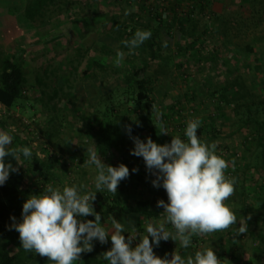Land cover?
<instances>
[{
  "label": "rangeland",
  "instance_id": "obj_1",
  "mask_svg": "<svg viewBox=\"0 0 264 264\" xmlns=\"http://www.w3.org/2000/svg\"><path fill=\"white\" fill-rule=\"evenodd\" d=\"M69 1L72 5L66 7L68 11L64 8L60 12L58 6L53 7L48 22L32 28L23 16L9 7V0H0V52L24 65L28 71L24 97L10 110L0 106V116L9 129H14L13 133L29 146L35 144L43 157L48 155L49 171L43 176L27 172L35 195L42 193L49 184L54 187H62L64 183L69 186L86 184L88 190L95 189V166L86 165V149L92 147L106 165L115 167L123 163L129 168L131 183L122 180L117 190L122 189L125 200L132 202L142 197L137 184L148 196L144 161L130 154L134 148L133 140L127 141L123 148L115 145L111 130L117 124L119 114L129 113L136 119L143 111L140 108L132 110L126 104L124 68L115 65L103 52L104 47L112 50L119 47V42L109 34L110 17L115 13L120 15L121 21H126L130 13H139L145 20L164 10L165 14H161L170 21L175 15L185 16L193 0ZM196 1L202 3V0ZM208 1L211 2L204 9L195 11L196 24L186 26L195 30L194 38L187 32L183 41L177 25L170 35L161 31V39L167 41V47L157 64L150 68L155 77L154 97L157 99L154 126L159 145H163L170 143L172 136L179 135L184 139L186 121L190 119L198 117L201 125L209 122L214 125L203 133L202 140L217 143L216 154L223 156L229 164L225 175L237 179L234 193L224 201L234 211L237 225L193 237V246L186 250L171 239L161 241L159 247H154V252L161 258L167 253L170 259L177 247L184 256L202 247H212L220 264H264V212L253 210L264 203V141L257 140L253 129L239 124L233 106L215 100L219 99V94L214 95L225 81L236 78L246 82L248 88L258 94L264 93V0ZM126 9L134 11L124 15ZM86 22L88 29L84 26ZM127 25L132 26L130 22ZM77 48L83 56H78ZM94 61L114 67L118 71L115 79L103 82L102 72L98 77L84 78L82 71L93 67ZM48 67L53 72L61 69L66 74H73L70 87L63 78L54 80L52 77V81H58L66 89L51 102L49 97L54 94V89L45 78ZM37 81H46L48 87L39 86ZM60 99L65 101V106ZM161 125L169 134L160 133ZM139 138L146 140L148 136L144 133ZM21 162L28 169V159L21 156ZM133 168L138 171L133 173ZM160 197L167 202L166 192ZM112 217L125 223L131 232L130 219L123 220V216L118 215ZM145 221L154 220L139 217L134 221L136 226L132 223L141 235L146 234ZM240 221L247 224L248 231L236 236L235 228L240 226ZM101 224L111 228L107 216H101ZM138 240L139 237L133 246ZM110 248L109 240L101 246V258ZM35 256V260H42L43 264H52L48 257ZM102 261L106 264L103 258Z\"/></svg>",
  "mask_w": 264,
  "mask_h": 264
},
{
  "label": "clouds",
  "instance_id": "obj_2",
  "mask_svg": "<svg viewBox=\"0 0 264 264\" xmlns=\"http://www.w3.org/2000/svg\"><path fill=\"white\" fill-rule=\"evenodd\" d=\"M130 11L126 9L124 15ZM152 36L151 31L137 29L132 38L122 43L129 49V54ZM167 47V41L162 44ZM116 65L119 66L124 53L117 50ZM154 107V106H153ZM201 126L200 118L186 121L182 139L172 136L170 143L159 145L148 137L142 140L132 136L131 126H127V134L133 140L134 148L130 154L142 157L146 169L155 176L151 181L156 188H163L167 194V202L159 200L157 207L164 212L159 220L145 221V235L137 233L132 226L131 232L125 223L117 221L111 215V228L101 224V214L95 211L94 201L97 192L117 193L122 180L129 177V168L123 163L110 166L103 163L92 147L86 149L88 159L86 165H94L96 175L94 188L88 190L86 184L64 183L62 187L47 185L39 195H30L22 205L21 220L11 217L9 230L19 233L22 248L42 257H48L52 264H73L81 253L93 251V242L107 244L111 241L110 250L102 254L106 264H220L212 247H202L192 254L182 255L177 248L188 249L193 246V237H203L211 233L229 229L237 225V217L226 201L235 191L237 179L225 175L228 162L216 154L217 143H206L197 135ZM14 129H0V186L9 179L11 173L18 169L13 167L6 157H11L18 165L21 156L31 159L35 144L13 149ZM160 133L169 134L161 125ZM137 168L132 172L136 173ZM93 216L94 220L84 217ZM235 228V235L240 236L248 231L244 221ZM128 233L127 238L124 233ZM138 242L133 246V242ZM177 242L178 247L169 259L157 256L154 247L161 241Z\"/></svg>",
  "mask_w": 264,
  "mask_h": 264
},
{
  "label": "trees",
  "instance_id": "obj_3",
  "mask_svg": "<svg viewBox=\"0 0 264 264\" xmlns=\"http://www.w3.org/2000/svg\"><path fill=\"white\" fill-rule=\"evenodd\" d=\"M209 2L211 1L202 0V3H200L193 0L190 10L187 11L185 16L181 15L182 17H180L175 15L170 21L164 19L162 15L165 14L164 10H162V14L145 18V20L139 13H130V17L126 21H121L118 14H111L109 34L119 42V47L116 50L104 47L103 52L112 59L115 65L117 50L124 53V61H121L119 66L124 68L125 72L123 79L125 84L124 90L128 95V97H125L127 100L126 104H129L132 110L140 108L143 111L136 119L130 116L129 113H121L116 117L117 124L111 130L112 140L115 145L123 148L127 141L132 140L127 134V126H131L132 136L140 137L146 133L148 137L159 144V136L154 126L157 108V99L154 97L155 77L152 75L150 68L152 65L157 64L165 48L162 46L161 31L165 30L167 31V35H170L171 30L177 25L182 32L183 41H185L184 33L187 32L189 33V37L194 38L195 30L188 29L186 26L188 24H196L194 19L195 11L204 9L205 5L209 4ZM69 5H72V2L69 0H9V7L23 16L28 22L27 24L32 28H37L41 23L46 24L53 7L58 6L59 11L62 12L64 8L68 11L69 8L66 7ZM73 6L79 7L77 4H73ZM87 7H90V5L87 4ZM149 10L152 9L150 8ZM128 22L132 26L127 25ZM84 26L88 29L87 22ZM137 29L151 31L152 36L136 48L132 54H129V49L122 42L132 38ZM180 49L183 51L182 45ZM76 51L78 56H83L80 48H77ZM48 68L49 71L45 69V78L51 82L54 89V94L49 97L51 102L55 100L54 97L60 94V91L63 92L66 89L65 85L60 86L58 81H52V77L54 80L63 78L64 83H67V86L70 87L69 81L73 77V74H66L61 69L53 72L50 70V67ZM99 72H102L104 75L102 77L103 82H110L118 74V71L114 67L109 68L107 65H101L98 61H94L93 67L82 71L81 74L84 78H93L98 77ZM27 77L28 71L24 65L0 52V106L3 109L10 110L22 100L25 90L28 88ZM37 84L41 87H48L46 81H37ZM42 92L45 93L44 91ZM216 93L219 94V99L215 100L224 102L228 106H233L234 116L237 118L239 124L253 129L257 135V140L264 141V93L258 94L249 89L246 82L239 78L225 81L224 85H221V88L214 92V95ZM72 95L74 96V93ZM214 95L212 96L213 99ZM59 102H62L64 106L66 105L62 99ZM212 126L214 125L211 122L201 125L197 130L198 137L202 140L203 133L208 132V128ZM0 129L9 130L8 123L1 116ZM13 136L11 148L17 149V147L29 146L28 142L23 140L19 135L13 133ZM36 151L38 150L35 147L33 153L35 154ZM42 151L44 152L45 149ZM126 157L128 158L129 156ZM47 159L48 155L45 157L33 155L31 159H28L29 165L27 169L21 160L19 161L20 165H18L11 157L5 158L6 162L10 161L18 171L11 173L6 183L0 186V264H43L44 262L39 259L35 260L36 256L34 252L25 251L19 243V233L15 230H9L8 226L12 223L10 218L13 216L16 217L17 221L21 220L23 203L30 195H34L33 185L27 176V172L33 176H43L46 171H49ZM140 160L144 161L142 157ZM143 164V172L146 177L145 187L147 188L146 193L148 196H146L139 184L136 187L139 189V194L142 197L132 202L125 200L124 193L121 192L122 189H118L116 194H108L106 191L97 192V199L93 203V207L97 213L107 217L110 215L123 216V220H125L124 218L130 219L131 221L127 220L128 223H134L135 226L137 223L134 221L139 217L159 220L164 209L157 207V202L162 199L160 195L165 190L162 187L158 189L153 187L151 181L155 179V176L147 171L145 162ZM124 180L131 183L132 178L128 177ZM90 190L96 191L95 189ZM253 210L264 212V203ZM246 212L249 211L246 210ZM83 219L94 220L95 218L87 216ZM127 235H125L126 238ZM93 245V251L80 254V260L77 261V264H103L101 258L102 244L94 241Z\"/></svg>",
  "mask_w": 264,
  "mask_h": 264
}]
</instances>
